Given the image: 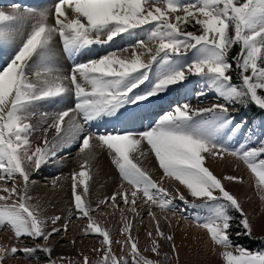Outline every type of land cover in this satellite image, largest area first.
Here are the masks:
<instances>
[{
    "label": "snow or ice",
    "instance_id": "1",
    "mask_svg": "<svg viewBox=\"0 0 264 264\" xmlns=\"http://www.w3.org/2000/svg\"><path fill=\"white\" fill-rule=\"evenodd\" d=\"M125 35L127 46L87 58L94 46ZM57 45L74 61L67 72L59 65ZM4 46L13 54L0 66V230L12 233L13 243L0 244V264L20 257L43 264H161L144 255L149 251L171 255L178 264L175 232L162 229L153 207L178 217L177 227L179 220L189 222V209L206 210L191 222L207 234L221 264H264V249L234 239L254 236L250 217L226 186L243 184L244 178L217 176L207 166L209 158L242 161L264 200V139L229 147L249 125L236 122L233 113L250 106L264 111V0H55L39 9L14 4L0 9ZM193 77L204 85L198 97L212 92L222 102L178 104L142 131L93 130L121 120L129 106L142 107L174 86L187 87ZM50 102L71 106L45 110ZM73 146L80 159L70 173L72 210L67 218L46 216L39 202L31 203L32 172ZM98 151L110 156L122 182L111 196L93 201ZM149 155L162 170L158 179L139 162ZM165 180L174 185L171 190ZM138 200L148 205L155 226V233L146 232L150 244L143 250L120 208L122 202L139 216ZM103 206L119 209L122 239L93 215ZM74 220H86L82 234L99 240L92 249L96 259L83 252L77 261L53 256V240L67 238ZM161 240L170 252L162 253ZM113 245H120V255Z\"/></svg>",
    "mask_w": 264,
    "mask_h": 264
},
{
    "label": "rangeland",
    "instance_id": "2",
    "mask_svg": "<svg viewBox=\"0 0 264 264\" xmlns=\"http://www.w3.org/2000/svg\"><path fill=\"white\" fill-rule=\"evenodd\" d=\"M189 1L190 0H185L184 2L187 3ZM54 2L55 0H48V1L12 0L8 2H3V0H0V9L10 10V8L14 4H19L25 8L31 7V8L39 9L43 7H50ZM188 30H193V29L189 26ZM129 43L130 40L126 35L123 38L118 37L113 43L109 45L94 46L93 47L94 50H92L88 55L90 54L94 55L96 53V50L98 49L97 55L96 56L94 55L93 57H91L90 55V57L87 58H97L98 56L104 55L106 52L119 50L127 46ZM232 51L236 52L237 49L234 48ZM12 54H13L12 48L7 46L0 47V66L4 65L5 62H7L9 58L12 56ZM63 54L64 53L60 49L59 45H57V56L58 55L60 56L58 61L59 63L61 62V57L65 60L64 58L65 56H63ZM84 58L85 57L79 60H83ZM70 62L71 61L69 60V63ZM72 62L74 61L72 60ZM64 63L66 64L65 65L66 71L69 70L70 67L66 60L64 61ZM70 65L72 66V63H70ZM190 79H192L193 83L187 84V87L174 86V88L170 90L171 97H173L172 99L173 103L171 102L170 104L171 105L174 104L172 108L167 107V110L166 109L163 110L164 108L161 107L160 110L157 109V111H155L154 108L151 111H144L145 113H143V115H146L145 117L146 123L143 126L142 125L136 126L137 128H139L138 130H136L137 128L133 129L134 128L133 126L125 130H130L134 132L145 130L149 126L154 125V122L157 121L159 118H161L166 112L172 111L175 108V106H177L178 104L189 102L193 107H210L213 103L222 102L219 101L218 98L215 96V94L212 92H208V94L204 97H198L197 93L200 89L204 88V85L202 83H196L197 78L193 77ZM163 95L170 98L169 92L164 93ZM163 95H161V97ZM161 97H159V99L153 98L152 101L160 100ZM156 106L157 105H155L154 107ZM62 107H66L65 104L63 103L54 104L51 102L45 104L44 106L45 110L48 111H55ZM132 107L133 106H129V108ZM233 115L235 116L236 122L246 120L249 122V125L243 133L238 134L236 137H234L233 141L229 142V147L238 148L240 143H243L245 140L248 139H251V141L253 142H258L259 139H264V111H261L260 109L253 106H250L248 108L241 107L239 108L238 111L234 112ZM99 128L105 129L103 124H101ZM103 129L100 132L106 131L107 128L105 130ZM93 130L96 131L98 129L94 128ZM119 130H108V132H113V131L121 132ZM102 153L105 154L109 162V165L112 168V172L114 174L112 178L115 179L116 177L118 184L113 189L111 194L108 195L111 196L118 189L122 181L119 177L118 170L111 163L110 156L104 151L98 152L97 156H99V154ZM72 158L75 159V162H73L74 159ZM148 158L151 159L152 162H154L156 167L155 172L160 177L162 170L158 169V162L151 155H149ZM79 159L80 157L77 152V146H73L70 151L64 152L55 160L43 166L39 172L33 171L32 172L33 182L31 184L32 186L31 185L30 186L34 187V185H38L39 188L35 187L34 189H32L30 187L29 195L33 199H36L38 196L37 191L41 189V186L45 187L46 189L48 188V189L57 190L60 187L61 183L65 184L67 187L69 186L68 184L70 183V187H71V179L69 175L73 170L78 168ZM67 160H69V162H67ZM144 160L145 159L143 157H140L139 162H141L142 167L148 170L149 173L152 175L153 173L151 172L150 168L144 164ZM70 163L72 164L75 163L73 170H68L69 167L71 166L69 165ZM207 166H209L210 169L217 176L234 175V176H242L244 178L243 184L226 182V186L229 191L233 192L239 198L244 208V211L250 217L254 225V236L250 240L257 241V244L255 243L254 245L252 244L250 245V243L244 239L245 238L244 236L234 237V239L236 240L237 243L243 244L249 249L252 250L264 249V243L261 242V238H264V200H261L260 198L261 193L257 191L255 187V179L252 176V174L249 172V170L246 168V166L243 164L242 161L232 156H226L223 160H220L218 158H209L207 161ZM156 174H153L154 179H157L155 177ZM46 177L49 179L47 180ZM54 179L57 181L55 186L53 185ZM17 183H19V181H17ZM0 186H3L2 181H0ZM163 186L169 187V190H171V187L174 185H172L171 182H169L168 180H165ZM181 191H183V189H181ZM44 197H45L44 199L48 197L47 193L44 194ZM71 205H72V195H71ZM44 206L45 205L42 204L43 208ZM129 207L131 206H124L123 203L120 202V208L125 209L124 210L125 214L128 216L129 220L133 224L132 235L139 237V246L143 250L145 246H148L150 244V242L146 239V232L148 230H151L155 233L154 221L152 220L151 217L147 215L148 205H144L141 201L138 200V206H137V211L140 213L139 216H134V214L131 211H129ZM183 208L184 206L181 204L180 210L183 211ZM44 209L46 213L49 210L56 211V206L53 205L52 200H50V202ZM152 210L156 212V216L159 219L161 227L165 232H170V231L175 232L176 244L180 251V260L178 264H221V259L217 255V252L214 250V246L210 242L207 234L203 230L195 227V225L191 222V217H193L196 214L207 215L206 210L189 209L187 213V215L190 218L189 222L186 223L183 220H179V227H177L178 217H173L170 213H163L154 207ZM117 214H119L118 220L116 222L117 225L113 227L112 225H109L110 218L111 216ZM45 215L47 216V214ZM57 215L63 216L62 213L61 214L58 213ZM93 215L95 216L96 220L101 223L102 226L108 227L111 230V235L114 238L122 239V237H120L119 235V229L123 227V221L120 220V211L118 208L103 206L99 212L94 213ZM67 216L65 218H67ZM165 216H167L168 220L172 221L173 224L172 229H169L167 227V221L165 220ZM86 224H87L86 220H79V221L74 220V222L69 226V233L67 238L63 240H60L59 238L54 239L53 256L54 257L67 256L70 257L73 261H77L81 259L80 253L83 252L84 254L89 256L90 260L96 259L97 258L96 253H94L92 249L99 246V240L96 239L95 236H84L82 234L83 228L86 226ZM11 237H12V233L10 231L0 230V244L11 246V244L13 243ZM72 239L76 240L75 245L70 243ZM26 243L31 244L32 242L26 241ZM160 243L162 244V249H161L162 253L170 252V248L167 242L161 240ZM17 246L20 245L17 244ZM113 249L117 253V255L121 254L120 245H113ZM144 255L147 256L149 259H159L161 261V264H177V262L174 260L173 257H171V255H169L167 259L163 255L157 257L155 254L151 253L150 251L144 252ZM8 264H43V261L41 260L40 262H38L33 260L29 262L27 259L20 257L19 259L10 258Z\"/></svg>",
    "mask_w": 264,
    "mask_h": 264
},
{
    "label": "bare ground",
    "instance_id": "3",
    "mask_svg": "<svg viewBox=\"0 0 264 264\" xmlns=\"http://www.w3.org/2000/svg\"><path fill=\"white\" fill-rule=\"evenodd\" d=\"M38 1H42V0H38ZM46 1H48V0H46ZM97 50H96V53L94 54L95 56L98 53ZM90 55H91V57L94 56L93 54H90ZM90 55H88V57H90ZM63 56H65L64 58L67 61L69 67H71L70 63H72V64L74 63V62H72V59H70L66 54H63ZM59 57L60 56L58 55L57 56L58 61H59ZM82 58L83 57H78L77 61H79V59H82ZM65 60L61 57V62L59 63V65L62 67V69L65 72H67L68 70L66 71V68H65L66 62L64 63ZM69 60L71 61L70 63H69ZM168 92L170 93V96H169L170 98H168L167 96L162 94L163 98L161 100H155V101L153 100L151 104L144 103V106H142V107H135L134 108V106H133L131 108L132 111L127 112L128 117H133L134 114L140 115V118H138L136 120L137 121L136 125L135 126L133 125L134 126L133 129H136L137 128L136 126H138V125L143 126L146 123V120H144L146 115H143V113H145L144 111H151V110H153V108L155 109V111H157V109L160 110L161 107L164 108L163 110H165V109L167 110V107L172 108V106L174 104L171 105L170 103L171 102L173 103V101H172L173 97H171V92L170 91H168ZM157 99H159V98H157ZM155 105H157V106L154 107ZM65 106L70 107L71 104L69 103L68 106H67V104H65ZM124 118H126V117H123L119 121L104 122L102 124L105 127V129L107 128L106 131H108V130H119V129H120L119 131H125V129H128L129 127L124 124V122H123ZM102 129L103 128H98L99 131H102ZM105 129H103V130H105ZM138 129L139 128H137L136 130H138ZM98 152H100V151H98ZM72 159H74V158H72ZM69 160H71V159H69ZM69 160H67V162H69ZM73 162H75V159L73 160ZM144 164L150 168V170L153 174H156V172H155L156 167H155L154 162H152L151 159H149V158L145 159ZM69 165H71V166L69 167L68 170H73L75 163H73V164L70 163ZM93 171L95 173V181L96 182H95L93 189H92L91 199L93 201H96L98 199H102L103 197L110 195L111 192L113 191V189L118 184H117L116 177H115V179L112 178L114 176V174L112 172V168L109 165V162H108L104 153L99 154V156H97V161L95 162ZM155 177L158 179L159 178L158 174H156ZM46 179L48 180L49 178L46 177ZM54 181L57 183V181L55 179H54ZM50 182H52V181H50ZM68 185H69L68 186L69 188L65 184L61 183L60 187L57 190L48 189V188L46 189L45 187L41 186V189L39 191H37V194H38L37 198L32 199L31 203L39 202L41 205L44 204L45 205L44 208H45L48 205V203L50 202V200H52L53 205L56 206V211H50L49 210L47 213L45 211V214H47V216H55L58 213H60V214L62 213L63 216H65V215L67 216L72 209L70 183ZM35 187L39 188L38 185H34V187H31V188L34 189ZM45 193H47V196H48L46 199H44ZM126 209H128V208H126ZM118 216H119V214L111 216L109 225H112L113 227H115L117 225L116 222L118 220ZM134 221H136V220H134Z\"/></svg>",
    "mask_w": 264,
    "mask_h": 264
},
{
    "label": "trees",
    "instance_id": "4",
    "mask_svg": "<svg viewBox=\"0 0 264 264\" xmlns=\"http://www.w3.org/2000/svg\"><path fill=\"white\" fill-rule=\"evenodd\" d=\"M245 240H247V242H249L250 243V245L252 244V245H254L255 243L257 244V241H255V240H250V239H248V238H244ZM259 243H260V241H259Z\"/></svg>",
    "mask_w": 264,
    "mask_h": 264
}]
</instances>
